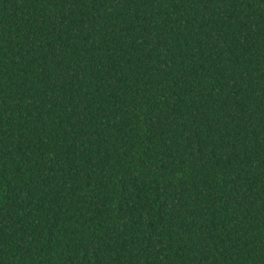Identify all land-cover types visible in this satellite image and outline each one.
Returning a JSON list of instances; mask_svg holds the SVG:
<instances>
[{
    "label": "trees",
    "instance_id": "trees-1",
    "mask_svg": "<svg viewBox=\"0 0 264 264\" xmlns=\"http://www.w3.org/2000/svg\"><path fill=\"white\" fill-rule=\"evenodd\" d=\"M0 264H264V0H0Z\"/></svg>",
    "mask_w": 264,
    "mask_h": 264
}]
</instances>
